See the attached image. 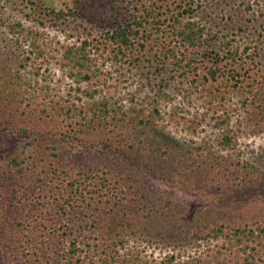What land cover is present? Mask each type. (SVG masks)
<instances>
[{
  "label": "rangeland",
  "instance_id": "rangeland-1",
  "mask_svg": "<svg viewBox=\"0 0 264 264\" xmlns=\"http://www.w3.org/2000/svg\"><path fill=\"white\" fill-rule=\"evenodd\" d=\"M31 1L0 0V264H50V250L69 244L74 236L66 228L73 225L84 240L114 228L123 239L119 264L170 258L172 264H240L234 245L207 233L219 226L225 234L238 225L264 227V0H156L170 8L188 5L193 22L238 48L247 72L238 83L205 80L206 63L182 77L161 52V44H174L158 33L157 45L147 42L133 57L93 49L98 72L81 84L62 68L64 48L99 40L120 23L123 6L43 0L48 9L64 11L63 22L39 14ZM103 103L108 114L99 121L92 111ZM118 112L126 122L117 120ZM223 113L235 140L227 151L217 147L214 127ZM74 123L78 141L63 143L59 133ZM19 128L36 133L20 173L10 158L31 138ZM81 171L91 185L107 178L124 199L106 205L92 194L72 221L59 219L53 210L59 184ZM14 195L19 202L12 205ZM14 219L27 228L17 230ZM90 219L98 220V234L88 233ZM42 223L47 229L39 233Z\"/></svg>",
  "mask_w": 264,
  "mask_h": 264
},
{
  "label": "trees",
  "instance_id": "trees-1",
  "mask_svg": "<svg viewBox=\"0 0 264 264\" xmlns=\"http://www.w3.org/2000/svg\"><path fill=\"white\" fill-rule=\"evenodd\" d=\"M110 2L114 5L123 6L124 15L121 17L120 23L101 33L99 40L86 39L78 47L71 46L64 48L62 68L65 69L68 77L76 84L89 82L92 78L96 77L98 70L90 54L93 49L97 51L99 47H102L103 50L108 51L114 58H118L119 56L124 58L133 57L135 53L145 49L147 42L156 43L157 45L158 41L154 40L153 36H157L158 33H163L167 38L169 37L174 44L173 47L169 48L165 47V43H160L161 52L164 51L162 54L165 61L170 60L172 69L176 72L181 71V75L184 78L189 74L194 75L197 73L199 66L206 64L207 72L206 78L204 77L205 80L209 78L217 82L220 79H226L238 83L239 79L243 78L244 74L246 75L247 72L244 68L246 65L245 60L240 58L238 48L234 49L229 43L220 42L216 35L207 33L204 27L193 22L187 16L190 11L188 5V7L186 6L183 9L181 4H177L175 8H170L169 6L157 4L156 0H110ZM31 3L38 9L39 14L43 11L46 14H42L47 17L54 15L56 19L63 22L66 21V14H64L63 10L57 12L54 9H48L45 7L43 0H32ZM17 27H20V25H17ZM94 41L96 45L92 44ZM157 72L159 73L160 69H157ZM256 90L258 97L263 96V88L261 86H258ZM96 109L92 111V116L99 121L108 114L107 106L104 103ZM117 116V120L120 123L126 122V116L122 112H118ZM80 121H85V117H81ZM69 125H67V128L70 132H60L59 136L63 143L72 145L73 142L78 141V135L81 133L74 131L73 126L76 125L75 123ZM214 127L220 131L219 136L216 138L217 147L221 151L232 149L235 145V140L230 129V116L227 113H223L215 119ZM17 132L31 138L30 144L18 145L10 158V165L20 173L23 171V165L32 156L28 152V149L32 146V141H35L36 133L29 132L25 128H19ZM196 151L198 152L199 150L197 149ZM64 175L67 179L70 178L69 174L66 173ZM77 177L70 178L67 182L62 181L59 184L60 189L58 188V195L54 196L56 203L53 208L56 212L55 215L59 219L71 220L70 218L73 214L81 212L80 207L82 204H87L88 206L91 203L92 198L90 195L92 194H97V197L100 199L104 198L106 205L113 204L114 206H119L124 199V197L121 198V192L115 193L117 190L115 187L109 185L110 181L107 178H100V184H98L100 187H98L97 184L91 185L87 183L92 178H88L85 172H78ZM102 189L106 192L100 193ZM87 198L88 202H86ZM115 199L117 200L115 201ZM12 201V205L19 202L15 198V195L12 196ZM98 203L101 202L99 201ZM106 220L104 218V221ZM90 222L89 229L92 230L88 233L95 232L98 234L99 232L96 228L98 220L90 219ZM13 226L18 228L17 230L19 231L24 229L23 226L27 228V225L15 219L13 220ZM75 226L73 225V228H66L69 232L68 235L74 237L70 239L71 241L65 248L57 247L58 244L53 245L54 249L50 248L52 249L50 250V254L53 258L50 260V264H119L118 247L123 245V239H116L119 236H117V231L114 232V228L111 227L103 230L99 240H88V238L84 240L83 236L79 239V236L76 235L80 226L77 228L78 231L74 229ZM39 227L41 228L38 230L39 233L47 229V226L43 225V223ZM0 230L4 231L3 229ZM5 232L8 231L5 230ZM47 235L50 236V233H47ZM65 235L66 232H63L62 236ZM41 237L43 236L41 235ZM207 238L214 240L225 238L230 245H234L242 255L240 264H264V227L253 229L248 225H238L232 228L229 234H225L223 227L219 226L216 229H210L207 233ZM2 239L0 238V240ZM48 249L45 248L46 252ZM172 262L173 259L170 258L161 264H172ZM216 264L233 263L221 260L217 261Z\"/></svg>",
  "mask_w": 264,
  "mask_h": 264
}]
</instances>
